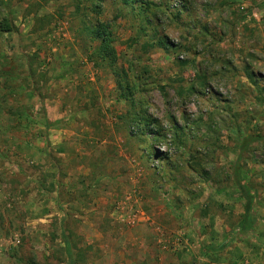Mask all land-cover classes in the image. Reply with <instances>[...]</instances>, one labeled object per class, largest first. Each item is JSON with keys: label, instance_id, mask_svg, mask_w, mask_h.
<instances>
[{"label": "rangeland", "instance_id": "rangeland-1", "mask_svg": "<svg viewBox=\"0 0 264 264\" xmlns=\"http://www.w3.org/2000/svg\"><path fill=\"white\" fill-rule=\"evenodd\" d=\"M62 231L75 264H264V0H0V264H67Z\"/></svg>", "mask_w": 264, "mask_h": 264}, {"label": "trees", "instance_id": "trees-1", "mask_svg": "<svg viewBox=\"0 0 264 264\" xmlns=\"http://www.w3.org/2000/svg\"><path fill=\"white\" fill-rule=\"evenodd\" d=\"M39 20H43L39 19ZM87 33L88 36H90V38L92 40H95L98 42V48L97 50L94 52V56L97 57V59H99L101 61V63H104L107 65V67H109L110 69H112V74L113 76L117 79L116 80V84L118 87L122 88V85L118 79L119 76L123 77V86L124 89L127 90L126 86H127V81L125 79V73L124 71H115V67L117 64V53L115 51L114 48V34L112 33L109 25L104 24V23H96L95 25H93L89 30H87V28L85 27L84 29ZM11 31V27L9 26H4L1 27V32L5 33V32H10ZM124 95H122V98ZM44 120H46L44 118ZM146 121V120H144ZM148 121V120H147ZM62 123V121H55L52 124H49L46 120L45 123V127L46 128H51V127H57ZM152 126V124H147V127ZM255 141V139H253L250 135H247L245 137H243L240 142H241V147L238 151V156H237V160L235 161V163L233 164V168H232V180H233V184L235 189L237 190L238 196L239 198L243 201V205H242V211H243V216L241 218V220L239 221V223L236 225L235 231L239 234L242 235L244 237H247L251 234H253L254 231V227L255 224L257 222V217L255 215L254 212V204H255V197L247 183V181L244 179L243 175H242V167H241V160H242V156L244 154V152L246 151V149ZM61 239H62V243L65 249V255H66V262L67 264H75V260L74 257L72 255V249L70 246V243L66 237V235L64 234V232L62 231L61 233ZM228 247L227 242L225 243H221L219 245L216 246H203L201 245L199 247V251L201 255L204 254H216V253H221L224 252L226 250V248Z\"/></svg>", "mask_w": 264, "mask_h": 264}, {"label": "crops", "instance_id": "crops-1", "mask_svg": "<svg viewBox=\"0 0 264 264\" xmlns=\"http://www.w3.org/2000/svg\"><path fill=\"white\" fill-rule=\"evenodd\" d=\"M51 111H53L54 113H52V114H54V115L56 116V112H57V111H56V108H54V107L51 108ZM47 116H49V114H48Z\"/></svg>", "mask_w": 264, "mask_h": 264}]
</instances>
